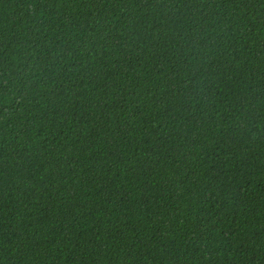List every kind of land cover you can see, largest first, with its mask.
I'll return each mask as SVG.
<instances>
[{
    "label": "trees",
    "instance_id": "obj_1",
    "mask_svg": "<svg viewBox=\"0 0 264 264\" xmlns=\"http://www.w3.org/2000/svg\"><path fill=\"white\" fill-rule=\"evenodd\" d=\"M0 264H264V0H0Z\"/></svg>",
    "mask_w": 264,
    "mask_h": 264
}]
</instances>
